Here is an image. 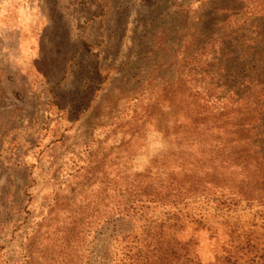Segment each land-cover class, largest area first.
I'll list each match as a JSON object with an SVG mask.
<instances>
[{
	"label": "rangeland",
	"instance_id": "1",
	"mask_svg": "<svg viewBox=\"0 0 264 264\" xmlns=\"http://www.w3.org/2000/svg\"><path fill=\"white\" fill-rule=\"evenodd\" d=\"M181 246L264 264V0H0V264Z\"/></svg>",
	"mask_w": 264,
	"mask_h": 264
},
{
	"label": "trees",
	"instance_id": "2",
	"mask_svg": "<svg viewBox=\"0 0 264 264\" xmlns=\"http://www.w3.org/2000/svg\"><path fill=\"white\" fill-rule=\"evenodd\" d=\"M179 190L181 191V188ZM175 254L177 257V264H199L195 259L192 260L189 257V252H187L186 247L184 246H181L178 252L176 250Z\"/></svg>",
	"mask_w": 264,
	"mask_h": 264
}]
</instances>
